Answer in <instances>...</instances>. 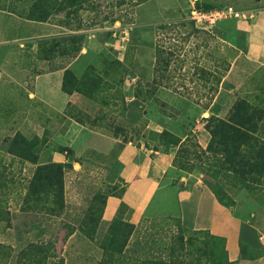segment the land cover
I'll use <instances>...</instances> for the list:
<instances>
[{
	"label": "rangeland",
	"instance_id": "obj_1",
	"mask_svg": "<svg viewBox=\"0 0 264 264\" xmlns=\"http://www.w3.org/2000/svg\"><path fill=\"white\" fill-rule=\"evenodd\" d=\"M0 8V246H6L0 264H16L23 248L42 242L53 247L46 264H100L109 223L101 219L103 207L123 191L117 156L125 144L174 154L185 137L208 145L210 116L228 119L243 100L264 109V67L244 56L248 29L264 40V32L255 30L264 25V0H87L46 21L25 19L23 2L7 0ZM197 11L220 17L194 22ZM76 86L81 90L72 93L82 102L62 113L38 101ZM186 149L174 167L192 175L189 183L197 177L210 190L205 182L214 180L198 170L211 164L204 160L214 149L201 156L203 162L196 148ZM10 152L37 164L63 165L58 216L27 208L25 193L37 164ZM228 176L217 180L225 204L243 208L248 220L258 215L264 226V188L233 185L234 175ZM167 217L178 218L146 219ZM256 243H264V235ZM241 251L252 256L244 245Z\"/></svg>",
	"mask_w": 264,
	"mask_h": 264
},
{
	"label": "trees",
	"instance_id": "obj_2",
	"mask_svg": "<svg viewBox=\"0 0 264 264\" xmlns=\"http://www.w3.org/2000/svg\"><path fill=\"white\" fill-rule=\"evenodd\" d=\"M6 1L0 0V3ZM9 1L13 4L23 2L28 5V8L20 13L25 19L46 21L52 13L79 8L87 0ZM10 12L15 13L16 10L12 8ZM69 37L80 38L77 34H70ZM78 89L81 90L78 86L72 90L64 88V93L79 92ZM216 92L209 94L206 109L211 105ZM206 130L210 136L207 147L203 149L196 144L195 139L185 138L177 148L174 165L177 154L188 151L187 145L196 148L200 155L199 161H202L201 156L205 157L208 151L214 149L212 156L205 157L207 159L204 160H211V164L198 171L202 176L214 180L212 184L205 183L217 201L225 207L227 204L221 198L225 191L217 181L221 177L234 175L233 185H240L243 188L252 190L264 188V137L258 136L259 131H264V109H257L245 100L240 101L228 119L213 116L206 119ZM12 141L16 143L13 144L15 148L19 147L17 135ZM21 145L26 153L27 145L24 140ZM20 157L34 165L37 164L36 158L29 159L27 155ZM63 189L61 163L37 164L25 193L27 208L35 207L46 214L58 216L64 208ZM218 246L221 247V255L218 253ZM5 247L0 246V249ZM101 248L103 258L100 264H234L228 260L223 238L214 236L206 230H188L182 226L178 218L172 217L145 218L137 224L113 219L107 225ZM51 250L53 247L49 243H30L18 253L16 264H46ZM149 251L156 254L150 256Z\"/></svg>",
	"mask_w": 264,
	"mask_h": 264
},
{
	"label": "crops",
	"instance_id": "obj_3",
	"mask_svg": "<svg viewBox=\"0 0 264 264\" xmlns=\"http://www.w3.org/2000/svg\"><path fill=\"white\" fill-rule=\"evenodd\" d=\"M255 30L264 32V25ZM248 33L244 56L250 65L256 68L264 67V40L254 39L250 29ZM241 56L240 52L232 66ZM36 78L38 79V76ZM29 94L32 99L36 98L34 92ZM75 94H66L59 88L57 96L54 95L53 99L39 98L38 101L62 113L67 106L82 102ZM59 106L64 108L59 110ZM204 141L205 139L200 143ZM203 144L206 146L207 142ZM200 146L205 147L202 144ZM151 152L131 143L120 149L117 156L118 178L122 181L123 191L120 195L109 196L106 199L102 221L120 219L137 224L142 218L158 215L176 216L194 229L206 230L214 236L223 238L230 262L264 264L262 248L264 243L259 245L256 243L257 236L264 235L263 221L258 215L251 214V221L248 220L247 212L243 208L230 209L221 205L213 193L202 186L197 177L192 184L189 183L192 175L174 167L175 153ZM262 210L263 208L257 211L258 214H261ZM242 245L252 253L251 257L243 256ZM256 247L263 249L261 253H255L258 251Z\"/></svg>",
	"mask_w": 264,
	"mask_h": 264
},
{
	"label": "built area",
	"instance_id": "obj_4",
	"mask_svg": "<svg viewBox=\"0 0 264 264\" xmlns=\"http://www.w3.org/2000/svg\"><path fill=\"white\" fill-rule=\"evenodd\" d=\"M217 17H220L219 13H204L202 11L193 12L192 20L194 22L208 21L213 22Z\"/></svg>",
	"mask_w": 264,
	"mask_h": 264
}]
</instances>
